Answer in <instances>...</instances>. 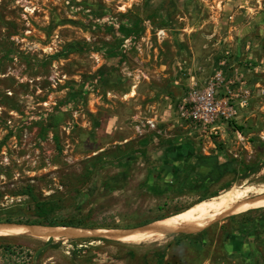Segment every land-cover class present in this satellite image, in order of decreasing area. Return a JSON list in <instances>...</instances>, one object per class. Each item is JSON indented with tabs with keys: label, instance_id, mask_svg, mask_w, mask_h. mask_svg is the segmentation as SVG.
<instances>
[{
	"label": "rangeland",
	"instance_id": "374dc122",
	"mask_svg": "<svg viewBox=\"0 0 264 264\" xmlns=\"http://www.w3.org/2000/svg\"><path fill=\"white\" fill-rule=\"evenodd\" d=\"M156 45L166 48L163 62L202 66L206 82L151 128L134 120L136 102L121 92L102 97L99 86L115 48L149 65L158 64ZM239 72L245 84L228 83ZM218 75L217 98L229 97L236 115L215 133L181 117L180 106ZM199 155L230 159L231 173L203 185ZM164 160L178 169L187 162L181 192L152 187ZM251 177L264 184V0H0V223L45 222L25 195L31 188L55 202L51 219L71 224L62 228L128 230ZM222 219L139 244L0 231V264H264V208Z\"/></svg>",
	"mask_w": 264,
	"mask_h": 264
},
{
	"label": "crops",
	"instance_id": "0c3cea01",
	"mask_svg": "<svg viewBox=\"0 0 264 264\" xmlns=\"http://www.w3.org/2000/svg\"><path fill=\"white\" fill-rule=\"evenodd\" d=\"M245 3L247 4V2ZM246 4L239 5V8L246 7V9L250 10L251 7L246 6ZM245 17L252 18L248 13H245ZM246 31L247 29H243L241 33L244 35V33H247ZM149 34L148 31H144L137 36L140 39H147ZM120 36L122 40L124 38H131L130 34L125 33H120ZM165 49L162 45H156L154 50L157 51V55H153V60L156 61L158 59V64L150 63L147 65L143 64V59L140 56L137 55L134 59H128V51H122L120 47L118 49L115 48L114 51L120 50V53H116L109 60L106 59L103 64L104 70H102L103 73L100 76L102 79L100 83L103 87L99 86L102 91L101 96L104 97V94L110 93L112 95L113 93L117 94L121 92L123 96L127 97L126 99L136 102V112L133 116L136 121L145 119V122L150 121L153 123L154 118L157 116H161L164 120H167L174 111L173 107L180 104V101L186 96L187 91L192 85L195 84L199 88H203L206 80L204 77L205 70L202 66L194 64V66L182 69L179 63H176L178 57H174L171 62H163L161 52ZM132 59L134 62H132ZM243 74L241 73L240 76L236 73L232 74L228 83L238 81L244 85L247 80L243 78V82H241L242 77H244ZM239 77H241L240 80ZM82 85L84 86L83 83ZM84 89H86L85 86ZM232 91L235 94L233 89ZM140 123L136 122V130H138V124Z\"/></svg>",
	"mask_w": 264,
	"mask_h": 264
},
{
	"label": "bare ground",
	"instance_id": "6f19581e",
	"mask_svg": "<svg viewBox=\"0 0 264 264\" xmlns=\"http://www.w3.org/2000/svg\"><path fill=\"white\" fill-rule=\"evenodd\" d=\"M254 178L247 179L242 185L234 184L224 193H219L215 197L201 200L174 215L172 214L154 220L144 229L139 228L133 231L112 229L86 232L74 228L28 226L21 224L1 226L0 231L45 240L55 238L66 239L73 235L87 236L100 234L110 240L128 244H139L162 238L161 236L165 232H176L179 230L199 231L213 224L218 219L227 218L237 212L264 208V184H255L253 182Z\"/></svg>",
	"mask_w": 264,
	"mask_h": 264
},
{
	"label": "trees",
	"instance_id": "16d2710c",
	"mask_svg": "<svg viewBox=\"0 0 264 264\" xmlns=\"http://www.w3.org/2000/svg\"><path fill=\"white\" fill-rule=\"evenodd\" d=\"M140 26H137L136 32L139 31ZM99 79V78H98ZM97 79V80H98ZM53 139H56V136H53ZM184 167L178 169L174 166L173 163H169L167 161H162V166L160 169L154 170V174L152 176V187L157 191L163 193H167V191H176L181 192L182 188L185 186L186 181L190 179V173H187L188 164L187 162H183ZM195 165L196 167L207 169V172L204 174L198 173V180L204 182L203 185L213 186L217 184L225 175L231 173L233 162L230 159H226L224 162H220L218 157L213 156H196L195 157ZM186 166V167H185ZM243 176L244 178L247 168H243ZM28 195L34 204L35 213L38 217H42L45 222H28L25 223L27 225H46L48 227H69L71 224L58 222L57 220L51 219L52 208L55 205V202L52 200L49 201H41L38 200L32 192V189L25 193ZM201 199H204L201 198ZM10 223V222H7ZM4 239L0 237V240ZM162 263V259L160 258L158 264Z\"/></svg>",
	"mask_w": 264,
	"mask_h": 264
},
{
	"label": "built area",
	"instance_id": "2783aa9c",
	"mask_svg": "<svg viewBox=\"0 0 264 264\" xmlns=\"http://www.w3.org/2000/svg\"><path fill=\"white\" fill-rule=\"evenodd\" d=\"M218 81L219 75L215 78V82L210 83L203 90H192L180 106L181 117L201 126H211V130L215 133L221 128L220 122L231 121L236 115L235 108L229 103V97L217 98ZM248 97L249 93L244 91L240 101L242 107L246 106ZM147 125L154 127L150 121H147Z\"/></svg>",
	"mask_w": 264,
	"mask_h": 264
},
{
	"label": "water",
	"instance_id": "95a60500",
	"mask_svg": "<svg viewBox=\"0 0 264 264\" xmlns=\"http://www.w3.org/2000/svg\"><path fill=\"white\" fill-rule=\"evenodd\" d=\"M219 220V219H218ZM217 220V221H218ZM21 225V224H13V223H0V225ZM150 224H147V225H144V226H141V227H137V228H133V229H128V231H133V230H135V229H144L145 227H147V226H149ZM28 226H32V225H28ZM37 226H40V225H37ZM48 227V226H47ZM201 230H203V229H201ZM201 230H199V231H201ZM199 231H189V230H179V231H176V232H165L164 234H174V233H194V232H199ZM163 234V235H164ZM88 236H91V237H99V238H105V237H103L102 235H100V234H93V235H87V236H75V235H73L72 237H88ZM106 239H108V238H106ZM54 239H51V241H53ZM44 247V246H43ZM43 247H41L39 250H41Z\"/></svg>",
	"mask_w": 264,
	"mask_h": 264
}]
</instances>
